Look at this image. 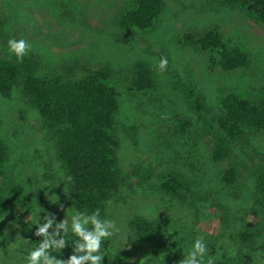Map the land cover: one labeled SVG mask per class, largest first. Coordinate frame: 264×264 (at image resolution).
I'll return each mask as SVG.
<instances>
[{"label":"rangeland","instance_id":"1","mask_svg":"<svg viewBox=\"0 0 264 264\" xmlns=\"http://www.w3.org/2000/svg\"><path fill=\"white\" fill-rule=\"evenodd\" d=\"M161 1L164 9L152 28L122 32L115 20L136 0H0V55L17 59L7 41L23 38L31 44L23 57L36 60L39 75L75 66V77L100 72V82L118 93L120 181L104 210L117 231L103 245L101 264H172L166 256L177 250L185 256L197 236H203L213 262L264 264V208L255 205L253 176L257 167L264 169V132L232 145L225 163L209 156L220 99L264 94V28L239 8L218 6L220 0ZM208 29L244 53L249 66L222 72L214 66L219 50L205 54L183 44L185 34ZM161 57L168 60L163 72L156 69ZM141 62L154 78V87L143 92L133 87L134 65ZM184 90L202 96L204 112L191 107ZM0 139L9 149L3 181L16 205L14 217L36 226L37 213L41 222L51 214L70 223L74 207L53 138L18 90L0 95ZM233 166L239 177L227 185L221 173ZM140 168L178 174L187 189L166 196L136 178ZM133 217L153 222L159 240L137 238L128 225ZM13 218H0V264H25L32 249ZM249 226L262 234L241 244L238 235Z\"/></svg>","mask_w":264,"mask_h":264},{"label":"trees","instance_id":"2","mask_svg":"<svg viewBox=\"0 0 264 264\" xmlns=\"http://www.w3.org/2000/svg\"><path fill=\"white\" fill-rule=\"evenodd\" d=\"M217 5L239 8L264 28V0H220ZM163 9L161 0H136L133 8L116 18V27L122 32L147 31L153 27ZM182 40L185 46L205 54L219 50L214 66L222 72L249 66L247 56L237 48L223 44L222 36L216 30L188 33ZM74 68L70 66L63 72L42 76L38 74V64L33 58L14 60L0 55V95L7 98L13 89L18 90L25 102L37 112L42 125L53 138L55 157L61 166L64 185L72 197L74 209L88 214L99 212L104 218L105 203L120 181L116 158L120 144L114 134L115 116L119 110L118 93L100 82V72L75 77ZM133 87L139 92L154 87L152 69L146 63L134 65ZM183 92L196 112L205 111L202 96L195 91ZM215 126L217 134L209 148V156L213 163L220 165L230 160L232 145L248 143L250 135L264 132V94L253 98L233 93L223 96ZM8 156L7 144L0 139V218H13L16 212L15 202L6 195L7 187L3 181ZM69 176L71 181L67 180ZM253 176L255 205L262 209L264 169L257 167ZM238 177L236 166L221 173V180L227 185L234 184ZM136 178L157 185L162 194L170 197L180 196L187 189L183 178L174 173L157 175L140 168L136 171ZM14 218L15 225L33 248L40 242V238L34 235L36 226L29 220ZM128 225L140 240H159L154 223L148 219L133 217ZM262 230L264 232V226ZM261 234L262 231L249 226L239 233L237 239L247 245ZM66 239L75 237L69 234ZM70 254V247L54 253L63 259ZM183 258L179 250L166 256L167 262L172 264H180Z\"/></svg>","mask_w":264,"mask_h":264},{"label":"clouds","instance_id":"3","mask_svg":"<svg viewBox=\"0 0 264 264\" xmlns=\"http://www.w3.org/2000/svg\"><path fill=\"white\" fill-rule=\"evenodd\" d=\"M7 49L19 60L31 49V44L23 38H13L7 41ZM167 65V58L161 57L156 69L163 72ZM71 179V176L67 177L68 181ZM37 216L34 235L40 238V242L27 252L25 264H101L107 255L103 245L117 231L115 222L101 218L99 212L88 214L73 209L70 223L69 219L56 222L51 214L44 215L41 222L40 214ZM69 233L75 239H66ZM66 247L71 249L67 259L54 255ZM180 264H213L203 236L195 237Z\"/></svg>","mask_w":264,"mask_h":264}]
</instances>
